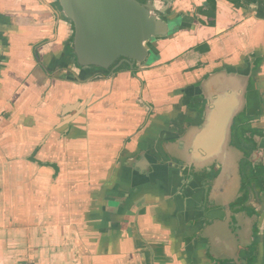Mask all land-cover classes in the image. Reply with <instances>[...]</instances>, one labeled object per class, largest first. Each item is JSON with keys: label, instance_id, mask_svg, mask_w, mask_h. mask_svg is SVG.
I'll return each instance as SVG.
<instances>
[{"label": "crops", "instance_id": "crops-1", "mask_svg": "<svg viewBox=\"0 0 264 264\" xmlns=\"http://www.w3.org/2000/svg\"><path fill=\"white\" fill-rule=\"evenodd\" d=\"M150 1L176 31L110 75L55 0H0V264H264V0ZM230 124L250 160L214 198L178 158Z\"/></svg>", "mask_w": 264, "mask_h": 264}, {"label": "water", "instance_id": "water-1", "mask_svg": "<svg viewBox=\"0 0 264 264\" xmlns=\"http://www.w3.org/2000/svg\"><path fill=\"white\" fill-rule=\"evenodd\" d=\"M55 4L74 29L69 49L81 70H102L113 75L126 63L132 70L140 71L151 60L150 44L176 31L167 20L166 12L159 14L154 1L55 0ZM231 137L230 124L226 139L212 143V158L208 164L205 156L199 153L200 162H190L189 152H182L183 159L178 158L184 167H194L198 175L203 173L209 177L212 174L209 184H212L214 198L219 197L216 190L221 184L228 183L236 193L243 189L241 161L250 159L234 146ZM220 149L223 152H219ZM216 171L218 175L214 176ZM228 221L229 227L233 225V219Z\"/></svg>", "mask_w": 264, "mask_h": 264}, {"label": "trees", "instance_id": "trees-1", "mask_svg": "<svg viewBox=\"0 0 264 264\" xmlns=\"http://www.w3.org/2000/svg\"><path fill=\"white\" fill-rule=\"evenodd\" d=\"M150 0H148L147 2H149ZM140 2H142V3H144V2H146L145 0H140ZM199 13H204L205 11H203V10H199L198 11ZM210 16H211V19H212V22H210V25H214L215 24V15L213 14V13H210L209 14ZM259 18L260 19H264V5H262V9H261V12H260V14H259ZM185 20H187V17H185ZM121 71H130V72H133V73H137V72H139V70L138 69H131L130 68V66L128 65V64H123L119 69H118V71L117 72H121Z\"/></svg>", "mask_w": 264, "mask_h": 264}, {"label": "built area", "instance_id": "built-area-1", "mask_svg": "<svg viewBox=\"0 0 264 264\" xmlns=\"http://www.w3.org/2000/svg\"><path fill=\"white\" fill-rule=\"evenodd\" d=\"M26 264H31L30 262H25Z\"/></svg>", "mask_w": 264, "mask_h": 264}]
</instances>
